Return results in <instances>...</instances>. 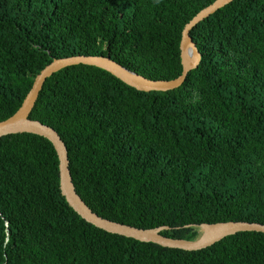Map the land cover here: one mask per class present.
<instances>
[{
    "label": "trees",
    "instance_id": "trees-1",
    "mask_svg": "<svg viewBox=\"0 0 264 264\" xmlns=\"http://www.w3.org/2000/svg\"><path fill=\"white\" fill-rule=\"evenodd\" d=\"M214 1L0 0V121L58 58L179 77L183 30ZM191 35L201 62L181 87L141 91L74 65L48 78L30 117L61 135L94 212L197 240L205 224H264V0H234ZM0 264H264V233L187 251L105 231L63 195L54 144L17 133L0 138Z\"/></svg>",
    "mask_w": 264,
    "mask_h": 264
},
{
    "label": "water",
    "instance_id": "water-1",
    "mask_svg": "<svg viewBox=\"0 0 264 264\" xmlns=\"http://www.w3.org/2000/svg\"><path fill=\"white\" fill-rule=\"evenodd\" d=\"M233 1L234 0H215L186 24L181 42L183 72L175 79L166 80L147 78L128 69L114 60L111 56L75 55L54 59L36 76L31 90L27 94L18 111L8 119L0 121V138L10 134L33 133L49 139L54 144L59 155L61 189L63 195L81 217L96 227L110 233L123 235L143 242L156 243L164 247L178 248L187 251H198L208 248L222 239L239 232L250 231L264 233V224L262 223L229 221L211 225L205 224L203 226V235L199 239L188 240L165 236L161 232L162 228L144 229L104 218L94 212L78 194L71 174L68 148L61 135L53 127L30 117L48 78L58 71L74 65L85 64L102 68L117 76L126 84L141 91H169L181 87L186 81L189 73L196 69L201 62V53L191 35L192 30L202 21L206 20L212 14ZM207 226L218 227V230L207 232Z\"/></svg>",
    "mask_w": 264,
    "mask_h": 264
},
{
    "label": "bare ground",
    "instance_id": "bare-ground-1",
    "mask_svg": "<svg viewBox=\"0 0 264 264\" xmlns=\"http://www.w3.org/2000/svg\"><path fill=\"white\" fill-rule=\"evenodd\" d=\"M217 230H218V227H209V226L206 227V231L207 232H214V231H217Z\"/></svg>",
    "mask_w": 264,
    "mask_h": 264
},
{
    "label": "rangeland",
    "instance_id": "rangeland-1",
    "mask_svg": "<svg viewBox=\"0 0 264 264\" xmlns=\"http://www.w3.org/2000/svg\"><path fill=\"white\" fill-rule=\"evenodd\" d=\"M204 229H205V227H204Z\"/></svg>",
    "mask_w": 264,
    "mask_h": 264
}]
</instances>
